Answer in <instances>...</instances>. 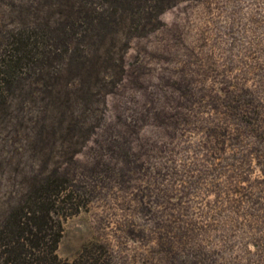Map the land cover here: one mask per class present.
I'll return each mask as SVG.
<instances>
[{
	"label": "rangeland",
	"instance_id": "1",
	"mask_svg": "<svg viewBox=\"0 0 264 264\" xmlns=\"http://www.w3.org/2000/svg\"><path fill=\"white\" fill-rule=\"evenodd\" d=\"M157 1L0 0V51L48 47L1 90L0 220L58 171L61 259L264 264V0Z\"/></svg>",
	"mask_w": 264,
	"mask_h": 264
},
{
	"label": "trees",
	"instance_id": "2",
	"mask_svg": "<svg viewBox=\"0 0 264 264\" xmlns=\"http://www.w3.org/2000/svg\"><path fill=\"white\" fill-rule=\"evenodd\" d=\"M167 1H157L153 10L160 12ZM44 37L39 27L19 28L5 40L7 46L0 51V104L5 101L3 85L13 83L9 78L36 65L34 59L41 63L48 49ZM84 197L73 180L58 171L41 179L0 220V264H111L108 252L96 243L84 246L72 260L56 254L62 224L86 208Z\"/></svg>",
	"mask_w": 264,
	"mask_h": 264
}]
</instances>
